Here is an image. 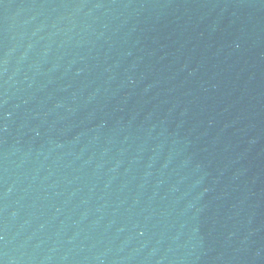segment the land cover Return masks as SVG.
Instances as JSON below:
<instances>
[{
    "label": "water",
    "instance_id": "water-1",
    "mask_svg": "<svg viewBox=\"0 0 264 264\" xmlns=\"http://www.w3.org/2000/svg\"><path fill=\"white\" fill-rule=\"evenodd\" d=\"M0 264H264V0H0Z\"/></svg>",
    "mask_w": 264,
    "mask_h": 264
}]
</instances>
